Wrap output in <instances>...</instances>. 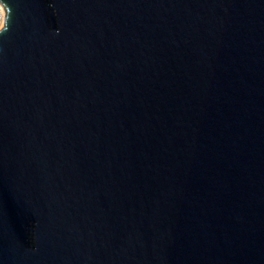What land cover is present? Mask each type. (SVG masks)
<instances>
[{"label": "water", "instance_id": "obj_1", "mask_svg": "<svg viewBox=\"0 0 264 264\" xmlns=\"http://www.w3.org/2000/svg\"><path fill=\"white\" fill-rule=\"evenodd\" d=\"M2 1L0 264H264V0Z\"/></svg>", "mask_w": 264, "mask_h": 264}, {"label": "clouds", "instance_id": "obj_2", "mask_svg": "<svg viewBox=\"0 0 264 264\" xmlns=\"http://www.w3.org/2000/svg\"><path fill=\"white\" fill-rule=\"evenodd\" d=\"M3 7H4V5L3 4H0V10H2L3 9ZM11 8L9 7L8 8V12H9V17H8V21H9V19H10V16H11ZM9 30V22L7 23V25L5 26V24L4 23H2V22H0V35H3L6 31H8Z\"/></svg>", "mask_w": 264, "mask_h": 264}, {"label": "built area", "instance_id": "obj_3", "mask_svg": "<svg viewBox=\"0 0 264 264\" xmlns=\"http://www.w3.org/2000/svg\"><path fill=\"white\" fill-rule=\"evenodd\" d=\"M0 4H3L4 7L2 10H0V22L5 24L6 21V6L2 0H0Z\"/></svg>", "mask_w": 264, "mask_h": 264}]
</instances>
